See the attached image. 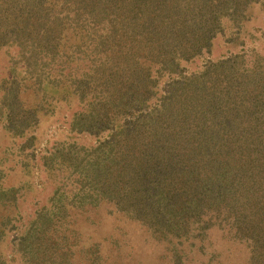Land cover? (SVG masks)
I'll list each match as a JSON object with an SVG mask.
<instances>
[{
	"label": "trees",
	"instance_id": "obj_1",
	"mask_svg": "<svg viewBox=\"0 0 264 264\" xmlns=\"http://www.w3.org/2000/svg\"><path fill=\"white\" fill-rule=\"evenodd\" d=\"M256 5L0 0V49L15 68L0 116L20 150L60 100L78 103L70 132L100 137L46 149L58 186L27 222L22 187H0V264H154L142 247L163 264H231L239 252L264 264V48L242 42L188 68ZM102 209L120 235L86 239Z\"/></svg>",
	"mask_w": 264,
	"mask_h": 264
},
{
	"label": "rangeland",
	"instance_id": "obj_2",
	"mask_svg": "<svg viewBox=\"0 0 264 264\" xmlns=\"http://www.w3.org/2000/svg\"><path fill=\"white\" fill-rule=\"evenodd\" d=\"M250 19L243 23L238 33H234V28L227 26L225 35H218L214 39L212 52L194 59L188 63L190 70L199 69L208 58L217 59L224 55L242 50L241 43L244 42L246 48L256 46L263 49V28H264V11L260 6H254L249 12ZM233 34L234 41L228 42L227 38ZM249 50V49H248ZM13 68L11 66L8 53L5 49H0V84L4 78L12 75ZM21 74L23 71L18 67ZM50 92L59 94V90L52 89ZM0 90V98H1ZM78 108V103L74 100L67 102L60 100L52 104L49 114L44 115L37 129L35 146L20 150V145L24 138L15 137L9 133L5 126L4 117L0 116V187L20 186L22 187V203L21 212L24 221L31 219L38 208L48 204L50 197L58 186L56 177L48 172L42 162V156L58 140L76 141L80 144L92 145L97 143L100 137L88 134H76L68 130L71 120V113ZM99 222L92 227L85 229L86 239L102 240L110 233L120 235V229H117V223L113 217L106 215V210L102 209L98 216ZM121 224L127 230L126 236L138 237L140 231L134 225ZM140 239V237L138 238ZM106 249V241L103 243ZM150 251H149V250ZM142 247V258H149L154 264H163L160 262V251L156 252ZM140 257V255L138 254ZM246 255L242 252L236 254L231 259V264H245Z\"/></svg>",
	"mask_w": 264,
	"mask_h": 264
}]
</instances>
